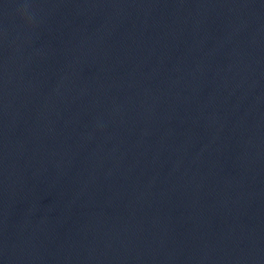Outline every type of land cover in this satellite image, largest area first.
Here are the masks:
<instances>
[{"label":"water","instance_id":"1","mask_svg":"<svg viewBox=\"0 0 264 264\" xmlns=\"http://www.w3.org/2000/svg\"><path fill=\"white\" fill-rule=\"evenodd\" d=\"M0 264H264V0H0Z\"/></svg>","mask_w":264,"mask_h":264}]
</instances>
